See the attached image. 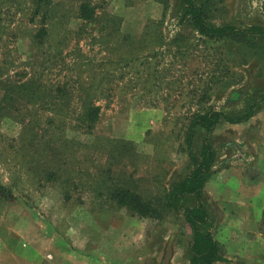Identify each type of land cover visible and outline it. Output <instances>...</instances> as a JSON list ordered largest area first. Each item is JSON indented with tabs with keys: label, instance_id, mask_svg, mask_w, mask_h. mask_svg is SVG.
<instances>
[{
	"label": "rangeland",
	"instance_id": "rangeland-1",
	"mask_svg": "<svg viewBox=\"0 0 264 264\" xmlns=\"http://www.w3.org/2000/svg\"><path fill=\"white\" fill-rule=\"evenodd\" d=\"M195 1L209 24L264 27V0ZM82 3L92 19L77 18ZM52 10L39 41L27 0H0V264H187L181 214L160 203L190 170L187 120L235 116L264 93V39L200 38L178 0H56ZM82 95L98 108L90 130L76 118ZM255 114L192 137L194 152L206 139L215 154L202 198L225 258L215 264H264V210L249 240L264 107ZM116 187L161 211L139 219L116 207Z\"/></svg>",
	"mask_w": 264,
	"mask_h": 264
},
{
	"label": "trees",
	"instance_id": "trees-1",
	"mask_svg": "<svg viewBox=\"0 0 264 264\" xmlns=\"http://www.w3.org/2000/svg\"><path fill=\"white\" fill-rule=\"evenodd\" d=\"M56 0H27L28 23L33 25L38 19L40 24L36 31L35 40L41 39L45 34L43 28L47 18H51L55 11L52 10ZM181 10L180 18L200 37L208 41L236 40L238 42L247 38L264 39V27L259 25H249L243 28L230 24H209L206 18L205 8L195 0H178ZM77 18L90 20L93 17L91 9L85 3L79 4ZM34 38V36H33ZM38 41V42H39ZM58 100L66 103L64 92L58 91ZM49 93L46 94L48 96ZM86 96V95H82ZM89 96V95H88ZM86 96L79 103L80 109L76 113V118L81 125L90 130L95 123L98 108L90 103V97ZM102 97V96H101ZM236 99V95L231 96ZM93 99V98H92ZM264 107V93L251 98L241 111L230 116L221 111L208 110L204 112H194L189 115L185 131L183 133V154L190 164V170L179 180L173 182L163 193L161 198L162 210L169 212H179L182 221L188 231L189 246L187 264H215L224 263L221 246L208 231V212L203 204V191L206 182L212 176V167L215 154L206 139H203L196 152L192 149V137L196 131L209 133L219 124L226 123L236 125L248 121L257 111ZM56 119L61 123L67 114L60 112ZM51 120L49 123L52 124ZM0 194H9L0 186ZM108 199L116 207L124 208L133 216L139 219L152 217L157 210L148 200H144L140 195L127 188H113L108 192ZM190 201V203H189ZM189 203V204H188Z\"/></svg>",
	"mask_w": 264,
	"mask_h": 264
},
{
	"label": "crops",
	"instance_id": "crops-1",
	"mask_svg": "<svg viewBox=\"0 0 264 264\" xmlns=\"http://www.w3.org/2000/svg\"><path fill=\"white\" fill-rule=\"evenodd\" d=\"M252 118L253 117H251L250 119ZM255 156L257 155H251L250 159L259 161V159H257V157ZM259 178L261 179L257 181H253L252 183H249V193L251 194V196L249 197V214H253L252 216L254 218V222L249 224V226L254 228V230H251L249 233V240L260 239L255 228H257V224L259 221H260L259 223H262L263 221V219L259 216V214L260 212H262V210H264V162L261 168V175ZM254 234L257 236L254 237L253 236Z\"/></svg>",
	"mask_w": 264,
	"mask_h": 264
}]
</instances>
